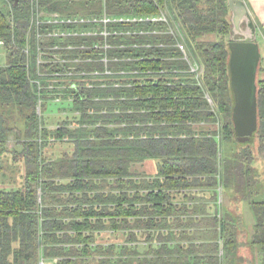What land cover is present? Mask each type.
<instances>
[{"label":"trees","instance_id":"trees-1","mask_svg":"<svg viewBox=\"0 0 264 264\" xmlns=\"http://www.w3.org/2000/svg\"><path fill=\"white\" fill-rule=\"evenodd\" d=\"M228 2L0 1V50L6 56L0 63V156L22 159L27 171L21 189H0V264H235L246 228L226 208L230 200L250 205V244L264 264V197L256 198L260 182L253 167L256 141L264 153V78L258 74V130L240 144L232 120ZM38 10L89 19L104 11L111 17L165 12L192 61L204 68L202 84L187 73L190 65L176 39L164 34L168 26L116 24L108 31L120 35L77 45L97 47L77 52L83 60L75 70L79 82L65 78L49 92L47 79L57 80L53 73H69L73 65L38 64L37 48L55 44L32 32ZM93 28L99 34L103 25ZM154 30L163 34L139 33ZM207 36L216 40L204 41ZM83 70L89 75H78ZM40 100L43 109L45 100L55 103L52 113L68 112L58 127H49L46 117L44 122ZM66 143L55 156L44 154ZM148 160L158 161L155 175L139 169Z\"/></svg>","mask_w":264,"mask_h":264},{"label":"rangeland","instance_id":"rangeland-1","mask_svg":"<svg viewBox=\"0 0 264 264\" xmlns=\"http://www.w3.org/2000/svg\"><path fill=\"white\" fill-rule=\"evenodd\" d=\"M82 16H72L71 18L73 19H78ZM58 31V36L59 37H54L53 39L55 40V44H51V42L46 41L45 45V58H40L38 64L39 65H47L50 63H53L54 65H60L64 66V63L72 64L73 67H70L68 69L69 73H62V72H56L54 74V78L56 79H47L46 84L48 86L49 92L52 91L55 86L53 85V82L58 84L66 82L65 78H68V80H76L79 82L77 78V74L75 73V70L77 66L83 61L82 57L78 55V51L80 50H90L93 49L96 51L97 47L96 45L92 44L93 46L87 47V46H77L79 43L83 42L85 38H96L98 31L93 28L92 25L90 24H69L65 26L62 24L60 27L54 29ZM138 32H129L128 35H134ZM141 35L142 33L139 32ZM145 35V34H144ZM260 44V42L258 41ZM109 47L107 45H104V49H108ZM1 51V50H0ZM38 56L40 55V51L38 50ZM44 51V50H43ZM68 53V55H67ZM105 63L108 62L107 58H103ZM0 63L4 64L6 63V56L2 55L1 51V57H0ZM45 74V73H42ZM78 75L80 76H88L89 74L83 70L81 71ZM92 75H98V73H93ZM45 76H49V74H45ZM60 88H65L64 86H60ZM60 101L59 99H55V103ZM55 103H51L48 100H45V108L43 109L44 101L40 100L39 102V111L40 115H42L44 122H45V117L47 120V124L51 128H56L59 126L60 121L63 118H66V115L68 112L65 111H58V109H54L53 113L50 112L52 106ZM56 108V107H54ZM222 123H225V119L222 118ZM21 125V124H19ZM14 138L15 137H10V143H8L9 149H13L16 147L14 144ZM258 141L255 143V162L253 163V167L256 168V173L258 174V179L260 182L259 188L257 190V193H260L256 198L259 200L263 199L264 197V153H261L260 151H257V149H260V144L257 147ZM19 148V147H18ZM68 148L67 143L63 145H52L50 148L44 151V154L52 157L55 156L59 151H64ZM234 149V147H233ZM232 148H230V154H235ZM223 154L225 155L226 151V145L223 146ZM57 152V153H56ZM227 153V152H226ZM13 156L11 154L5 155L2 154L0 156V189H6V190H11V189H21V187L24 185L25 182V177L27 174L26 171V163L25 161L18 159L17 163L12 162ZM154 164H150V167L148 168L145 166L143 169L139 167L140 170L147 172L148 174H154L155 171L153 170ZM156 170V169H155ZM230 192V191H229ZM231 193V192H230ZM229 199H232V197H228L226 201H229ZM240 207V208H239ZM242 207V208H241ZM247 207V209H246ZM226 208L230 210V212H233L238 218L239 216L243 219L244 221V226L246 229L240 230V248L238 251V259L235 261V264H257L256 260L259 257V252L257 249H253L251 244H250V238H251V233L252 232V221L251 218V211H250V206L248 205L247 202L244 203H236L235 201L233 202L230 200L226 204ZM247 210V212H246ZM224 211V210H223ZM224 213V212H223ZM105 238L107 240L113 241L114 237H109L105 235ZM106 241V240H105ZM51 261L47 262V264H50ZM230 261H226V264H228ZM225 264V263H224Z\"/></svg>","mask_w":264,"mask_h":264},{"label":"water","instance_id":"water-1","mask_svg":"<svg viewBox=\"0 0 264 264\" xmlns=\"http://www.w3.org/2000/svg\"><path fill=\"white\" fill-rule=\"evenodd\" d=\"M228 4L232 25L229 42V70L234 99L232 120L236 141L247 144L259 127L257 82L262 54L255 22L247 12L236 10V7L244 5L243 2L229 0Z\"/></svg>","mask_w":264,"mask_h":264},{"label":"built area","instance_id":"built-area-1","mask_svg":"<svg viewBox=\"0 0 264 264\" xmlns=\"http://www.w3.org/2000/svg\"><path fill=\"white\" fill-rule=\"evenodd\" d=\"M1 1V0H0ZM35 18V19H34ZM33 21L31 23V28H33L34 30H32V32L35 31L36 33V38L38 40L41 39H53L54 37H59L58 36V31L54 30L58 27H60L62 24H64L65 26L69 25V24H75V25H81V24H90V25H98V24H102L103 25V30L98 34L97 36H103L105 38H108L111 35H120L118 32L116 31H111V33L108 31V26L110 25H116V24H122V25H129V24H140V23H147V24H151V25H165L168 26L167 27V31L164 33L166 35H170L173 38H175L176 40V47L181 51V53L184 56V60L187 61L190 65V70L187 72L188 74H190L192 76V78L194 80H196V82H198L199 85L202 84V77L204 74V68L192 61V59L190 58L189 54H188V49L185 46L184 43V38L182 37V33L179 30V27L175 24H171V20L168 16L167 13L165 12H161L159 15L156 16H147V17H111L108 16V14H104L103 17L101 18H93V19H89V18H78V19H73V18H68V17H63L61 14L59 13H54V14H50L49 16H45V14H43V12H41L40 10L37 11V16L32 18ZM43 26H48L50 28H52V31L49 33H41V27ZM142 34L145 32H141ZM153 34L156 35H160L161 32L158 31H153L151 32ZM125 34V33H123ZM127 35L129 34L126 33ZM29 35V33H28ZM180 38L181 40L179 41ZM1 45L3 43H0ZM109 47V45H107ZM38 50L41 52L40 55L38 56V62L39 59L42 58V56H45V52L43 50H45V47H39ZM26 53L29 52V49L25 50ZM207 99L209 100V102L211 103V105H213V102L211 100V98L209 97V95H207ZM39 264H47L46 261L44 259H42Z\"/></svg>","mask_w":264,"mask_h":264},{"label":"crops","instance_id":"crops-1","mask_svg":"<svg viewBox=\"0 0 264 264\" xmlns=\"http://www.w3.org/2000/svg\"><path fill=\"white\" fill-rule=\"evenodd\" d=\"M240 1H242L244 5L236 7V10L240 11V12H247V14H249V16L253 19V21L256 24L257 37H258V41L260 42L259 45H260V50H261V54H262V63H261V65L264 67V0H240ZM105 13L106 12L104 11V14ZM108 16H111V15H108ZM82 18H87V17H82ZM92 26H94V25H92ZM110 26H108V27H110ZM242 27H244V26L242 25ZM154 31H157V30H154ZM150 33L151 32H145V33H143V35L144 34H150ZM161 34H163V33H161ZM215 40H216V37H214V36H207V37L204 38V41H207V42H211V41H215ZM259 78H264V73L263 72L259 73ZM256 145L258 147L259 141H258V143ZM152 163L155 166V167H153V170L155 171V173L151 174V175H155L157 173L158 161H156V160H148L145 163V166L148 168V166L150 167V164H152ZM220 193H221V198H222V194H223L222 190H220ZM246 209H247V207H246ZM250 211H251L250 215H251L252 221L254 220V222L252 223V225H253L255 223V216H254L253 211L251 210V208H250ZM223 212L224 213L226 212V208H224ZM246 212H247V210H246ZM254 225L252 226V232H253ZM258 255H259V257L256 260V262H257V264H261L260 263V252H259ZM49 261H51L50 264H57L56 260H46V263L49 262Z\"/></svg>","mask_w":264,"mask_h":264}]
</instances>
